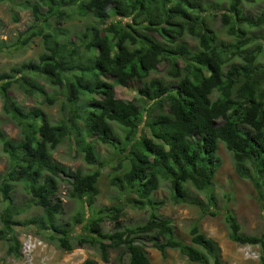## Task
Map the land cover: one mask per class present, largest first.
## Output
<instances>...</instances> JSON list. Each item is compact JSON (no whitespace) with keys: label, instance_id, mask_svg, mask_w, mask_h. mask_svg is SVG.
Returning <instances> with one entry per match:
<instances>
[{"label":"trees","instance_id":"trees-1","mask_svg":"<svg viewBox=\"0 0 264 264\" xmlns=\"http://www.w3.org/2000/svg\"><path fill=\"white\" fill-rule=\"evenodd\" d=\"M263 4L255 18L244 15L242 5ZM29 10L33 23L11 46L26 47L40 40L41 52L31 61L0 72L1 114L18 130V139L0 129V148L7 170L0 176V243H9L6 255L21 258L17 227L50 231L48 240L59 250L95 249L102 263L110 250H121L117 264H152L146 245L165 257L177 251L194 264H223L216 243L190 228L189 243L175 237L172 222L157 215L164 202L151 195L160 183L169 184L173 205H186L215 217L212 180L221 161L222 143L231 154L235 174L256 185L264 180V0H0ZM218 17L221 30L232 39L222 43L211 24ZM13 20L17 21L16 14ZM87 21L71 38L65 23ZM259 32L257 36L250 35ZM195 42L191 48L186 42ZM258 39L262 43L256 44ZM4 48L0 43V51ZM165 78L150 79L160 64ZM107 78H113L108 82ZM38 79L53 92H46ZM139 82L136 97L125 102L115 96L116 84ZM16 88L38 99L24 109L13 96ZM60 103L61 119L51 121L40 106ZM118 129V130H117ZM123 134L118 133L119 131ZM94 138V139H91ZM94 140L115 149L117 163L109 185L123 204L150 209L147 222L133 227L120 220L122 205L95 211L101 169ZM88 166L89 172L70 171L54 162L51 154L64 142ZM126 162L125 166L123 163ZM69 187L68 197L80 211L64 225L57 202L59 184ZM21 184L30 196L15 206L12 192ZM188 186L204 193L207 203L194 197ZM134 196L132 198L131 196ZM32 206L42 216L20 221ZM229 238L240 246L258 247L264 264V234L244 236L234 216L225 215ZM111 222L113 229L102 232ZM76 227L80 233L75 234ZM82 264H97L87 260Z\"/></svg>","mask_w":264,"mask_h":264},{"label":"rangeland","instance_id":"rangeland-1","mask_svg":"<svg viewBox=\"0 0 264 264\" xmlns=\"http://www.w3.org/2000/svg\"><path fill=\"white\" fill-rule=\"evenodd\" d=\"M25 0H13V3L23 2ZM35 2V0H30ZM244 15L249 18L257 17L263 4L257 1L253 4L242 5ZM16 14L17 21L13 20ZM87 21L74 20L67 22L64 28L68 29L71 38L75 39V34L82 30ZM33 23V18L29 10H22L19 6H14L8 2L0 3V43L4 48L0 51V72H8L10 68L17 67L22 64L36 61L41 52L40 40L34 39L26 47L15 49L11 44L16 41L19 36H23L28 28ZM221 22L218 17L213 19L211 24L213 30L218 34V40L222 43H231L225 31L221 30ZM257 36L259 32L252 31L249 33ZM186 42L191 48L195 47V42L186 39ZM261 42L258 39L256 44ZM258 62L264 64V53L259 57ZM166 65L160 64L157 73L149 76L150 79H162L164 82H170L173 86L174 81L165 78ZM108 82H113V78H107ZM38 84L43 89L51 93L53 89L43 80L38 79ZM140 85L139 82L130 81L126 84H116L114 89L117 99L125 102L132 101L136 95V88ZM11 95L15 101L24 109L37 107L38 99L35 97H27L23 95L16 88L11 89ZM0 101V129L11 139H18V130L16 126L7 120L1 114ZM60 103L53 107L45 105L40 106V109L51 121L55 122L61 119ZM118 130V129H117ZM118 133L123 134L122 130ZM94 139V138H91ZM95 152L100 162L106 165L101 169V178L98 184L99 195L95 199L93 208L95 211L100 209L110 208L116 205H122V213L120 220L124 226L133 227L143 225L147 222L150 209L144 208L142 211L137 210L128 204H123L120 193L109 185L112 176H118L125 170H112L111 165L115 166L117 163L118 153L110 146L102 145L94 140L93 142ZM217 156L221 164L216 171L212 180L213 195L215 198L216 216L212 217L207 214L202 215L198 209L186 205H173L170 200L169 184L162 182L158 190L151 195L153 202H164V205L157 208L158 216L167 218L172 222L175 237L178 240L189 243V230L192 226L198 225L201 233L214 241L220 250V257L223 264H259L260 251L258 247L240 246L232 242L229 238V230L225 222V215L231 214L235 217L241 226V234L244 236H260L264 234V180L258 185L240 179L234 172L232 165L231 154L225 149L222 143L218 144ZM51 158L54 162L61 164L70 171L80 170L83 173L93 171L96 166H88L85 164L81 156L75 154L74 149L70 147L69 142H64L55 151L52 152ZM127 164L123 163V166ZM8 159L0 148V176L7 170ZM190 193L207 203L204 193L195 191L188 186ZM69 187L64 184H59L57 193V202L60 204L61 213L56 219L57 225H64L80 211V204L68 197ZM134 198V196H131ZM13 204L19 206L27 203L30 196L23 190L21 184L14 185L12 192ZM5 205L0 197V213ZM42 208L32 206L19 218L20 221L29 220L35 216H42ZM1 228V224H0ZM113 229L111 222L107 221L102 225V232L109 233ZM81 228L76 227L75 234L80 233ZM16 238L20 244L21 258L18 260L6 255L9 243H0V264H82L90 260L97 264H104L100 260V255L95 249L83 247L82 249H75L68 253L59 250L54 243H51L47 238L50 231L37 233L34 227H17L15 229ZM145 251L152 264H194L189 262L185 257L181 256L177 251L167 250L165 257L158 251L146 245ZM121 255V250H110L109 261L106 264H117ZM210 264H212L210 262Z\"/></svg>","mask_w":264,"mask_h":264}]
</instances>
